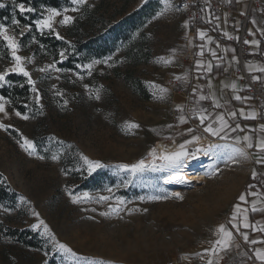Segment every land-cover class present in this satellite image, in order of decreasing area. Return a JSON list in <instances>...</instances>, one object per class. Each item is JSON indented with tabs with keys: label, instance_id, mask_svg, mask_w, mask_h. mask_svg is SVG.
Listing matches in <instances>:
<instances>
[{
	"label": "rangeland",
	"instance_id": "obj_1",
	"mask_svg": "<svg viewBox=\"0 0 264 264\" xmlns=\"http://www.w3.org/2000/svg\"><path fill=\"white\" fill-rule=\"evenodd\" d=\"M148 1L86 0L76 5L71 0V5L56 8L73 17L67 25L59 22L62 16L56 18L54 27L63 39L71 44L79 38L91 39L86 45L89 59L76 61V68H61L54 59L41 58L21 44L19 54L28 58L25 67L36 81L40 101L32 93L29 110L19 111L27 120L15 115L18 110L11 103L5 106L7 115L0 113V122L8 126L0 129V171L17 193L13 200L0 202V264H206L209 257L201 259L197 253H204L218 238L220 224L229 228L234 197L232 167L227 160L230 147L216 150V159L200 169L203 182L170 184L150 167L135 175L116 167L146 158L159 139L180 145L192 137L189 128L194 134L203 133L191 122L180 123L177 108L178 95L188 94L182 98L188 101L192 92L184 79L176 77L192 72L198 18L187 17L176 0H157L158 7L145 20H127L126 16ZM64 9L69 11L64 13ZM76 23L81 27L80 37L69 35ZM7 25L13 30L12 24ZM18 39L21 43L20 36ZM61 51L65 52L63 59L59 57L63 61L68 54ZM8 52L7 57L0 50V71L11 66ZM160 57L172 58V63L159 62ZM94 60L102 63L89 76L83 66ZM49 64L61 71L38 70ZM175 79L184 93L171 90L170 81ZM153 84L169 90L164 99L154 96L159 92ZM96 89L100 90L99 100L94 98ZM129 121L140 127L128 129ZM24 137L36 144L35 154L29 155L21 147ZM81 154L106 167L89 173ZM53 155L59 159L53 160ZM69 192L80 197V202L74 203ZM177 192L182 200L173 195ZM84 193L91 199H85ZM104 195L110 200H99ZM117 198L125 204L118 205ZM110 205L122 210L101 215L110 212ZM133 209L137 211L129 214ZM41 220L74 256L57 251L43 225L32 227ZM9 228L33 229L41 245H51V252L17 241L8 234Z\"/></svg>",
	"mask_w": 264,
	"mask_h": 264
},
{
	"label": "snow or ice",
	"instance_id": "obj_2",
	"mask_svg": "<svg viewBox=\"0 0 264 264\" xmlns=\"http://www.w3.org/2000/svg\"><path fill=\"white\" fill-rule=\"evenodd\" d=\"M86 0H72L73 4H83L85 3ZM230 3L231 0H228ZM5 5L0 3V7H4ZM15 8L18 9L20 14H25V13H32L36 12L37 9L30 7L26 4V0H19V2L15 3ZM78 8H72L71 11H78ZM47 15H44L42 19H37L35 21V27L40 30V32L43 34L44 31L47 29L48 32L55 33L56 38L58 39H63L62 36H60V33L56 31L54 25L56 23V18L62 16V19L59 21L63 25L71 24L73 22V17L67 14H63L60 10L56 8H48L47 10ZM69 9H64V13H67ZM255 23V21H253ZM13 26V30L10 31V27L8 25H5L3 23H0V41H3L6 48L10 51L11 54V66L7 67L5 70L0 71V87H2L5 83H9L7 80V77L10 74H18L22 75L23 77L27 78V82L29 85H31V91L36 94L35 100L37 103L40 101V96H39V90L36 87V81L32 79L31 73L27 70L25 67V61L26 57H23L19 54L20 49L22 47L18 36L22 37L26 31H31L32 25H21V22L19 19H12L11 22ZM261 34L264 35V29L261 30ZM225 36H227L229 39H233L234 37L230 36L227 32L224 33ZM199 37L201 40H204L207 37V33L204 31L199 32ZM208 42L211 43V37H207ZM235 39H238V37H235ZM245 44H252L255 46H259L260 41L258 40H252L244 41ZM203 45H201V52L200 55H203ZM211 51V55L215 57L217 53L213 50ZM225 52L228 51V49H224ZM233 51H235L233 49ZM61 59L65 57V52L61 51L59 53ZM29 62H31L29 60ZM159 62H162L164 64H170L172 63V58H165V57H160ZM102 63L101 61L94 60L91 63L84 65L88 70V75H92V70L95 65ZM198 66H203L200 61H197ZM48 69H55V71H61V69L56 68L55 64H49L46 67H42L38 69L40 72H46ZM249 70L250 71H258V72H264V67H257L253 65H249ZM207 71L211 72L212 71V64L209 62L207 65ZM79 76V74L77 73ZM79 79L83 80V76H79ZM177 80L184 79L187 80V76L185 75L184 77L177 76ZM254 79H259V77H254ZM85 88H88V85H84ZM102 87V86H101ZM153 88L158 89L159 95L154 92V96L158 99H164V94H166L169 90L167 88H163L159 85H152ZM211 87V85H209ZM225 88L230 87L233 92L235 93L238 91L237 85L235 83L231 84H225ZM195 91V90H194ZM57 95H63L61 92H57ZM211 97L213 100L214 107L220 108L222 105L219 103V100L216 98L215 93H211ZM94 98L96 100H99L100 97V90L96 89L95 90V96ZM236 100H244L247 99L246 97H241L239 95H235L234 97ZM209 99L208 96L204 95L203 93L199 94V101H204ZM10 103V101L6 100L5 97L0 96V113H3L4 115H7L6 111V104ZM65 105L67 104V101L64 102ZM42 107V106H41ZM178 110L182 113L179 117V121L182 124H187L188 118L183 115L185 106L183 104L177 105ZM193 114L195 115L196 118H198L199 123L201 125H206L204 127V132L211 134L212 136H219L221 139H227V135H221L222 133H226L227 129H231V131H236L237 129H240V125L236 124L235 127H232L231 124H229L228 120L225 119V116L223 114L217 113L214 117L208 114V110L206 108H200L192 109ZM16 116H21L23 119L27 120L29 117L27 115H22L19 111L15 113ZM232 118H235L237 113L236 112H230L228 114ZM240 115L244 116L245 119H256L257 113L255 111L250 112L248 114H245L243 109L240 110ZM213 125H216L215 127ZM7 127L3 122H0V129H5L7 130ZM126 127L128 129H135L139 128L140 126L134 122H126ZM169 127H172L169 125ZM241 131L243 129H240ZM189 133H192V138L191 139H186L184 143L180 144L178 148L174 151H168L165 149L162 153L158 154V151L156 148H153L149 155L152 157V164L151 167L153 170H169L171 173L167 179V183H172L173 181L175 182H183L185 180V177L182 175V170L185 166H187V162L189 160H196L198 159V154L201 152L204 155L209 154L213 149H220V148H227L230 147L228 145H220V144H209L206 149L201 148V147H195L194 150H189L188 145H199L201 141V137L199 135L194 134V129L189 128L188 129ZM255 131V130H253ZM260 132L264 133V125L260 126ZM237 143L244 142L246 143V147L248 149H251L253 147H256L260 149L261 152H264V138L259 139L257 142L254 143L253 137L251 135H245L243 137H235L234 138ZM21 147L29 153V155H33L37 152V147L36 144L28 139L27 137L23 138V141L21 143ZM237 155L240 156H247V153L244 151V149L240 147H231L230 153L227 155V160H234ZM40 159H44V157H39ZM81 158L84 161V163L87 165V171L89 173L95 172L97 169L104 168L106 165L102 164L100 161H93L89 159L87 156H84L81 154ZM53 160H58L59 156L58 155H53L52 156ZM156 159L162 160L164 163L161 165H156L155 161ZM227 160L225 162H227ZM256 163L258 164H264V156H260L257 158ZM119 169L125 170L130 172L132 175H135L138 172H143L146 170L148 165H146L145 161L142 159L138 161L137 163L134 164H120L116 166ZM253 179H255L257 173L253 171ZM250 187H252L250 185ZM109 193H111L112 189L109 188L107 189ZM69 195L72 196V193L69 192ZM178 199H183V196L180 193H174ZM251 195L253 196H258L259 194L256 192H252ZM85 199H91L88 193L83 194ZM110 196L104 195L100 196L99 200L103 201H109ZM23 199V198H21ZM141 200L144 199V197L140 198ZM149 199H160V197H150ZM72 200L74 203H79L80 202V197L78 196H72ZM239 200L243 202H247V194H241L239 196ZM258 202H253L251 205V212H264V207H258L257 206ZM259 203H264V201H259ZM117 204L118 205H124L125 201L121 198H117ZM121 207H112L110 205V212H103L101 215L108 216L111 213H116L119 214L121 211ZM94 211V209H93ZM131 211H137L136 209L129 210V214H131ZM144 211H147L146 209ZM34 215L38 216V213H33ZM242 218V219H241ZM229 223L232 225V229L235 230L236 233H239L240 236H242L243 240L250 244V245H257L261 244L264 245V237L261 238H249V234L247 231H241V224L244 229H251L256 232H260L264 234V222H256L253 224L250 219H249V209L247 208H242L240 204L235 205V210L231 216V220ZM44 226V232L51 236V238L54 241V246L57 251L63 252V253H70L73 256L75 253L72 251L70 247H68L66 244L59 243L58 241L55 240L54 235L51 233V230L48 228L46 224H44V221L41 220L38 224L32 225L34 229L40 228V226ZM216 236L218 237L214 241L210 242V247L206 248L204 250V253H197L198 256H200L201 259H204L205 256L207 255L209 258L206 261V264H218V260H222L223 256L220 255V253H225L227 252L228 249H230L233 246V241L235 239L234 237V232L233 230H230L225 224H220L218 228L216 229ZM236 247H239L238 244L235 245ZM255 259L260 262V264H264V247H255L253 249ZM47 255V253H45ZM247 255V253H245ZM213 257L217 258V260H214ZM187 259V257H185ZM100 264H103V262H100Z\"/></svg>",
	"mask_w": 264,
	"mask_h": 264
},
{
	"label": "crops",
	"instance_id": "obj_3",
	"mask_svg": "<svg viewBox=\"0 0 264 264\" xmlns=\"http://www.w3.org/2000/svg\"><path fill=\"white\" fill-rule=\"evenodd\" d=\"M217 1L229 4L232 8V12L227 13L225 10L216 12L209 8L206 15L200 18L204 24L198 27L194 24L197 44L195 58L192 64V72H187L185 74L187 76V80L185 81L187 85L191 87L192 94L188 101L182 99L183 96L178 95L179 99L177 103L178 105L183 104L185 106L183 115L188 118V122L196 126L199 132H203L196 133L195 135L208 134L212 139L219 141L220 145H228L230 149L231 147H240L247 153L246 157L237 155L234 160H229L232 167L231 174L234 197L230 206L228 224L229 229L234 232L235 239L233 241V246L224 253L222 262L223 264H231L233 260L239 259L242 264H256V262L259 261L255 259L253 249L255 247H264V245H250L246 243L242 236L232 229V225L229 221L235 210V205L240 204L242 208L249 209V219L253 224L256 222H264V212L250 211L253 202H258V207H264V203H259V201H264V164L256 163L258 157L264 156V152H261L260 149L256 147L248 149L246 143H237L234 139L237 136L243 137L245 135H251L255 143L259 139L264 138V133L260 132V126L264 125V104H258L248 94L246 85L240 77L241 66L237 57L235 44L233 39H229L224 33L227 32L230 36L235 37L239 33L240 16L249 12L248 37L246 40H258L260 44L258 47L250 43L247 44L248 56L245 59L244 65L249 72L255 77H259L261 83L264 84V72L249 70V65L264 67V35L261 34V30L264 29V0H255L253 4H251V0H231L230 3L228 0ZM253 21H255V23H253ZM200 31L206 32L207 37L212 38L211 43L208 42L207 37L204 40L200 39ZM191 33L193 34L194 31ZM201 45L204 46L202 56L200 55ZM224 49H228V51L225 52ZM233 49L235 51H233ZM210 50L215 51L217 55L213 57ZM197 61H200L203 66H198ZM209 62L212 64V71L207 75L205 85L198 89L200 77L203 76L204 71H207ZM231 83L237 85L238 91L235 93L230 87H224L225 84ZM209 85H211V87H209ZM212 92L215 93L222 107H214L211 97ZM200 93L208 96L209 99L199 101ZM235 95L246 97L247 99L236 100L234 98ZM193 108H206L208 114L213 117L217 113L223 114L232 127L239 124L240 129L243 130L237 129L233 132L231 129H227L226 133L221 134L222 136L226 134L227 139H221L219 136H212L204 132L203 129L206 125H201L199 123L198 118H196L192 112ZM241 109H243L245 114L255 111L257 113L256 119H245L244 116L240 115ZM230 112H236V117L232 118L229 116L228 114ZM181 114L180 112V115ZM213 126L215 127L216 125ZM253 171L257 173L255 179H253ZM250 185L252 187H250ZM252 192H256L259 195L253 196L251 195ZM245 193L247 194V202L240 201L239 196ZM241 231H247L250 239L264 237V234L260 232L244 229L242 224ZM236 244H238L239 247H236ZM245 253H247V255H245Z\"/></svg>",
	"mask_w": 264,
	"mask_h": 264
},
{
	"label": "trees",
	"instance_id": "obj_4",
	"mask_svg": "<svg viewBox=\"0 0 264 264\" xmlns=\"http://www.w3.org/2000/svg\"><path fill=\"white\" fill-rule=\"evenodd\" d=\"M130 0H126L128 3ZM217 1V0H212ZM19 0H0L4 7H0V23L5 25L11 24L12 19H19L21 25H32L31 31H26L21 37V44L27 49L32 50L35 55L41 58L50 57L58 62L61 68H76V61L84 62L89 58L86 55L88 48L86 45L91 43V39L86 41L79 38L74 43H70L65 39L56 38L55 34L44 32L43 34L35 27V21L41 18V14L47 8H62L71 5V0H26V4L30 7L37 9L36 12L20 14L18 9L15 8V3ZM158 7L157 0H149L144 3L139 9L126 16L127 20H145L152 12ZM204 22L198 18L195 20V26H201ZM80 25L76 23L71 26L69 30L70 36H79ZM80 37V36H79ZM65 49L68 56L65 60H59V53ZM0 50L8 57L9 52L3 41H0ZM90 50V48H89ZM214 71V70H213ZM210 72L204 71L203 76L200 77L198 89L205 85L206 77ZM9 84L0 87L2 96L9 99L11 106L21 113H26L29 110V105L32 102L31 85L28 84L27 78L18 74H10L7 77ZM138 86L141 91L145 92L142 81L138 80ZM192 94V92H191ZM16 192L12 189L5 174L0 171V202L13 200ZM8 234L14 237L17 241L22 242L30 248L44 250L48 253L51 252L52 247L50 244L41 245L36 236L38 233L31 228L19 229L9 228Z\"/></svg>",
	"mask_w": 264,
	"mask_h": 264
},
{
	"label": "built area",
	"instance_id": "obj_5",
	"mask_svg": "<svg viewBox=\"0 0 264 264\" xmlns=\"http://www.w3.org/2000/svg\"><path fill=\"white\" fill-rule=\"evenodd\" d=\"M178 5L183 10L184 14L190 19L201 18L206 15L209 8L213 11L219 12L225 10L227 13L232 12V8L229 4H226L221 1H212V0H176ZM255 3V0H251V4ZM249 12L240 16L239 19V33L235 36L238 39L233 38L237 50V57L241 66V79L246 85L248 94L258 103L264 104V84L261 83L259 79H254V75L249 72L244 65L245 59L248 56L247 44L244 41L248 37V25H249ZM171 90L175 94H181L183 89L179 81L171 80ZM184 97H188V94L184 93ZM177 109H173V114L177 117ZM169 264H175L170 262ZM177 264V263H176ZM231 264H242L240 260H235ZM260 264V262H256Z\"/></svg>",
	"mask_w": 264,
	"mask_h": 264
},
{
	"label": "bare ground",
	"instance_id": "obj_6",
	"mask_svg": "<svg viewBox=\"0 0 264 264\" xmlns=\"http://www.w3.org/2000/svg\"><path fill=\"white\" fill-rule=\"evenodd\" d=\"M201 137V141L199 145H188V149L194 150L195 147H201L206 149L209 144H220L219 141H216L209 137L208 135H199ZM179 144L175 141H166L164 139H159L156 141V143L149 148V152L146 156V158H143L145 161L146 165L152 169L151 164H152V157L149 155L151 150L153 148H156L158 151V154L162 153L165 149L168 151H174L178 148ZM216 150L219 149H213L209 154L204 155L202 152L198 154V159L196 160H189L187 162V166H185L182 170V175L185 177V180L183 182H175L173 181L170 184H187L189 182H203L205 180V175L202 174V171L200 169L206 168L209 166V164L216 159L215 152ZM221 150V149H220ZM221 152V151H220ZM156 165H161L164 162L160 159H156L155 161ZM153 170V169H152ZM163 175V181H167L169 175L171 174L169 170H154Z\"/></svg>",
	"mask_w": 264,
	"mask_h": 264
}]
</instances>
